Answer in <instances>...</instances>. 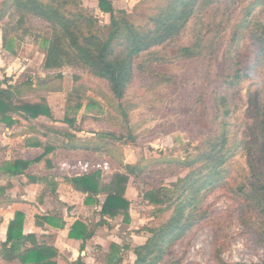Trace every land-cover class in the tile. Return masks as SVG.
<instances>
[{
    "label": "rangeland",
    "instance_id": "obj_1",
    "mask_svg": "<svg viewBox=\"0 0 264 264\" xmlns=\"http://www.w3.org/2000/svg\"><path fill=\"white\" fill-rule=\"evenodd\" d=\"M165 1L112 0L116 10L124 9L131 16L129 19L142 27L148 24L146 16L155 13L152 8L157 4L164 6ZM250 2L239 0L231 4L228 0L204 6L203 12L193 17L177 38L156 47L166 60L155 63L153 69L165 75L166 80L161 79L152 87L155 80L149 75L134 73L126 93L127 99L138 103L130 110L128 120L134 139L128 144L118 141L112 149L116 159L142 168L128 194L133 218L129 224L116 227L115 232L110 228L99 230V243L92 244L93 249L86 255L89 264L133 262V249L150 235L147 229L159 226L165 219L150 216V207L143 200L144 191L154 186H172L184 177L189 169L181 163L198 154V147L216 134L217 125L228 130L230 146L236 144L238 149L231 148L228 152L230 157L218 176L216 187L204 197L207 216L166 249L164 260L175 258L180 264H219V258L226 263L264 260V203H260L259 195L251 193L252 184L264 182L263 138L256 109V105L264 102V39L261 42L257 38V28L242 29L244 21L250 20L245 11ZM79 4L97 16L100 27L109 23V17L97 9L96 0H79ZM8 9L0 21V34L20 40L24 52L23 46L28 45L29 52L33 49L43 53L47 49L44 42L52 34L50 25L38 17L22 15L13 6ZM255 14L264 26V13L256 10ZM195 37L204 39L203 55L180 58L178 48L192 44ZM232 62L238 63L242 77L235 86L226 89L223 81ZM40 64V58L35 59L31 64L34 72L25 70L22 78L29 75L38 79L45 75L35 72ZM74 70L64 69L69 75L64 81L65 87L71 85L75 72H80L83 80L90 79L86 71ZM92 82L108 88L105 80ZM222 96L227 98L223 107L220 106ZM93 110L99 112L97 108ZM104 117L99 119L98 128L111 130ZM128 135L125 132V138ZM231 152L234 153L231 155ZM107 160L104 165L99 161L89 168L101 163L108 170L112 166ZM89 168L84 164L81 170ZM241 184L250 186L246 191H250V196L243 197L237 191ZM0 264L7 263L0 260Z\"/></svg>",
    "mask_w": 264,
    "mask_h": 264
},
{
    "label": "trees",
    "instance_id": "obj_2",
    "mask_svg": "<svg viewBox=\"0 0 264 264\" xmlns=\"http://www.w3.org/2000/svg\"><path fill=\"white\" fill-rule=\"evenodd\" d=\"M96 1L97 9L109 17V23L103 27L99 26L97 16L81 8L79 0H0V21L3 20L8 8L13 6L22 15L38 17L50 25L52 34L44 42L47 49L43 67L54 72L37 86H34V82L28 77L17 85H9L6 89L0 88V122L12 128L21 119L29 120L39 116L53 119L52 109L41 92L62 90L64 68L80 69L94 78L83 80L82 74H73V87L66 95L63 117L70 130L43 126L44 133L49 138L47 143H43L37 136H32L35 142L26 141V145L41 146L42 152L30 160L14 158L4 169L14 176L28 175L26 172L34 163L51 169L56 146L68 150L81 149L105 153L117 164L108 182H102L100 169L67 177L66 181L75 191L86 194V204L98 203L99 195L104 197L96 226L111 225L109 220L117 216H121L122 221L129 224L131 203L127 197V189L142 168L134 163L123 164L120 159L115 158L112 149L118 141L128 144L134 139L128 120L130 110L135 109L138 103L126 98L132 77L136 71L147 74L155 80L152 87L159 83V80H166L165 75L153 69L155 63L166 60L164 54L157 51L156 47H163L177 38L186 24L203 12L204 6L210 7L212 4L228 0H166L164 6L157 4L152 8L155 13L146 16L145 23L148 24H144L143 27L142 24H135L133 19H129L131 16L124 9L116 10L112 0ZM238 1L230 0V3ZM256 10L264 13V0H251L245 10L250 20L244 21L242 29L257 28V38L262 39V42L264 26L260 24L259 17L255 14ZM103 29L106 30L105 33L101 31ZM2 45L8 53L17 56L22 42L3 33ZM203 51L204 39L195 37L192 44L179 47L177 53L180 58H194L203 55ZM241 77L238 63L232 62L229 72L225 74L223 86L225 85L226 89L235 86ZM95 79L105 80L108 88L93 83ZM88 91L99 97L102 102L88 96ZM226 103L227 98L222 96L220 106L223 107ZM89 106H96L100 114L107 117L106 120L112 129L95 132L93 137L81 139L73 131L80 130L76 123L78 112L83 107L88 109ZM256 109L260 118V136L263 138L261 153L264 159V102L256 105ZM217 126L216 134L209 136L198 147V154L181 163L183 167L189 169L184 177L178 178L172 186H154L144 191L143 200L151 207L150 216L154 219L160 217L165 219L159 226L147 229L150 235L143 244L133 249L134 260L130 264H180L179 259L164 260L166 249L184 237L192 225L207 216V210L203 208L204 197L216 187L218 176L230 157L228 152L231 148L234 151L238 149L236 144L230 146L228 130ZM125 132L129 133L126 138ZM56 135L67 141L63 139L60 142L55 138ZM233 153L231 152V155ZM28 178L33 183H38L42 178L51 191H54L57 185L53 178L32 176ZM241 185L237 191L243 193V197L245 194L250 196V191L246 192L250 186ZM251 188L252 195H259L260 203H264V182L258 181V184H252ZM24 217V213L16 211L8 223L6 238L0 246L1 258L6 262L18 261L21 264H57L60 256L57 248L38 243L33 233L23 234ZM39 218L53 227L63 228L65 225L63 220L53 216ZM262 223L264 226V215ZM93 234V230L86 224L76 220L71 225L68 236L81 240L80 247L83 248L85 241ZM111 246L115 247L114 244ZM73 264L88 263L80 255ZM219 264H264V260L252 263H226L219 258Z\"/></svg>",
    "mask_w": 264,
    "mask_h": 264
},
{
    "label": "crops",
    "instance_id": "obj_3",
    "mask_svg": "<svg viewBox=\"0 0 264 264\" xmlns=\"http://www.w3.org/2000/svg\"><path fill=\"white\" fill-rule=\"evenodd\" d=\"M20 50L17 56H13L8 53L2 45V33L0 34V88L6 89L9 85H17L26 78L34 82V86L39 85L47 76L53 75L51 70H45L43 62L45 58V51L39 53L37 50L29 52V46ZM33 47V46H32ZM34 48V47H33ZM41 54V55H40ZM40 58V67L35 71L38 73H44L42 77L33 79L27 75L22 78L25 70L28 72H34L31 69V64L35 59ZM66 69V68H64ZM62 70L64 75L63 81L66 77H69L66 72ZM69 70H74L67 68ZM75 71V70H74ZM79 73L80 72H75ZM12 78V79H11ZM91 79H94L90 76ZM41 80V81H40ZM73 87V75L71 77V85L69 87L64 86L61 91H42L52 109L54 118L50 119L44 116H39L35 119H21L20 122L9 128L6 124L0 122V246L6 238V230L8 223L13 219L14 213L20 211L24 213L23 234H35L36 240L40 244H46L54 246L60 253L57 259V264H63L65 262L72 263L78 256H82L83 260L87 261V252L92 248V244L99 243L101 239L100 229L110 228L114 229L124 223L121 216H117L112 220H109L111 225L96 226L100 216L98 214L104 197L99 195V202L93 204H86V194L75 191L67 183V177H73L84 173H90L95 169H100L102 172V182L109 181L113 170H115L116 162L108 155L101 152H91L85 150H68L56 146L53 158V167L46 169L40 164L34 163L27 170V174L11 175L5 171L7 164L14 158H23L30 160L36 155L40 154L43 150L41 146L35 144L26 145V141L35 142L32 136H37L43 143H47L48 136L45 135L43 126L51 128H59L70 130L68 124L63 121L64 117V105L67 93ZM87 95L95 100L102 102L99 97H96L91 92H87ZM93 108L96 106H89V108L83 107L77 115L76 123L80 130L73 131L76 136L81 139L91 138L95 132L109 131L99 129V119L104 114L100 112H94ZM97 111L99 109L97 108ZM85 118L82 119V117ZM105 118V117H104ZM95 123V124H94ZM101 124V123H100ZM35 130H39L35 132ZM50 136L53 134L49 133ZM60 142L61 140L67 141L65 138L55 136ZM108 159L112 168L105 170L102 165ZM103 161L97 164V167H92V164ZM123 164L130 163L126 160H122ZM84 164L88 165L87 170H81ZM28 176L32 177H46L47 179L53 178L57 183L55 190L51 191L48 184L41 180L38 183L30 181ZM132 181L129 183L127 189V197L130 191ZM150 207V206H149ZM131 208V207H130ZM151 208V207H150ZM131 212V210H130ZM41 216H53L59 220H63L65 225L63 228L53 227L41 220ZM133 215L131 213V219ZM80 220L93 230V236L85 241L84 247L81 248V240L72 239L68 236L71 225ZM117 221V222H116ZM126 224V223H125ZM0 260L7 264H21L18 261L6 262L0 256Z\"/></svg>",
    "mask_w": 264,
    "mask_h": 264
}]
</instances>
